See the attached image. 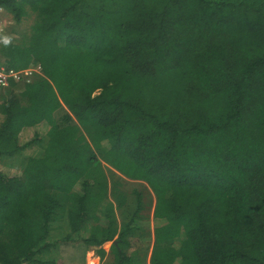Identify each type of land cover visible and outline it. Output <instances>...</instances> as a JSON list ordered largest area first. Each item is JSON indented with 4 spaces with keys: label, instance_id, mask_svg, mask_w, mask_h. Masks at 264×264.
Returning <instances> with one entry per match:
<instances>
[{
    "label": "trees",
    "instance_id": "obj_1",
    "mask_svg": "<svg viewBox=\"0 0 264 264\" xmlns=\"http://www.w3.org/2000/svg\"><path fill=\"white\" fill-rule=\"evenodd\" d=\"M0 7L32 15L18 38L4 24L1 62L41 67L0 89V158L26 156L0 162V264H64L60 242L111 264H264V0Z\"/></svg>",
    "mask_w": 264,
    "mask_h": 264
},
{
    "label": "rangeland",
    "instance_id": "obj_2",
    "mask_svg": "<svg viewBox=\"0 0 264 264\" xmlns=\"http://www.w3.org/2000/svg\"><path fill=\"white\" fill-rule=\"evenodd\" d=\"M1 12H0V14H1ZM1 20L3 21L4 24H6L7 33L9 32L8 35L11 34L12 38H18L19 35L22 33V31L27 30L29 28V25L32 21V15L26 17L20 23H14L12 20L11 21L8 20V15L1 17ZM40 132L44 133L45 131H43L41 129ZM32 134L33 133L31 132L30 135H32ZM45 139L46 138H44L41 142H39V141L36 142L35 146H33L31 149H29L28 152H30L31 154L38 153L40 151V148L43 145ZM13 161L17 162V159L0 158V162L4 165H7ZM7 166H9V165H7ZM15 168H17V167H15ZM111 180L112 181H115V180L119 181L121 184V189L123 190V192H125L129 195L131 193H133L134 190L143 193L142 200L144 202V205H146V203L149 202V200H152V202H154L153 194L151 193L150 189L147 187L146 183H144L143 181L128 179L124 176H122L121 178H117V179L111 178ZM131 197L132 196H130L129 199ZM152 202H151V204H153ZM133 207L134 206L132 204L127 205L125 207L124 213L119 211V210L118 211L116 210L117 221L119 223H121V222L127 220V218L129 217V215L131 214V212L133 210ZM150 215H151V219H150L151 222L149 221V224L152 227L153 226L152 212ZM50 231H51L50 232L51 237L54 238L55 240L62 238L63 236H65L66 232L68 231L67 220L66 219H57V220L53 221L51 224V230ZM86 234H87V230H82L81 235L86 236ZM80 245H82V244L80 243ZM80 245L76 244L74 246L73 244L69 245V244H63L60 242V243H58V245H55L54 247L51 248V250L49 251V258H53V259L56 258L57 259L58 256L61 255L62 258L64 259V264H111V261H112L111 255L106 254L100 260V256L96 253L95 250H92V251L90 250V252L87 253V258L85 259L86 252H84L83 247ZM141 245H144V240H136L134 242V245H132V247H133L132 249H135L138 246L142 247ZM148 253H149V251H148ZM71 256H72V258H75L77 260V262L74 263ZM69 259H72V261H70Z\"/></svg>",
    "mask_w": 264,
    "mask_h": 264
},
{
    "label": "built area",
    "instance_id": "obj_3",
    "mask_svg": "<svg viewBox=\"0 0 264 264\" xmlns=\"http://www.w3.org/2000/svg\"><path fill=\"white\" fill-rule=\"evenodd\" d=\"M0 7V12L2 11ZM4 33V23L0 19V37ZM0 60V89L7 87L12 82H18L20 80L29 81L33 73H40L41 67L39 64H32L24 69H14L6 67Z\"/></svg>",
    "mask_w": 264,
    "mask_h": 264
},
{
    "label": "crops",
    "instance_id": "obj_4",
    "mask_svg": "<svg viewBox=\"0 0 264 264\" xmlns=\"http://www.w3.org/2000/svg\"><path fill=\"white\" fill-rule=\"evenodd\" d=\"M28 131H24V132H20V135H19V141L22 143L23 142V136L25 133H27ZM43 138V137H42ZM25 141V140H24ZM26 154H31L28 152V150L25 151ZM17 162L16 161H13L10 163L11 166H14V167H17V168H22V164L24 163L25 159H26V156H24L23 154H17ZM94 250V249H91V251ZM90 252L89 251H86V255H85V259L87 258V253Z\"/></svg>",
    "mask_w": 264,
    "mask_h": 264
},
{
    "label": "clouds",
    "instance_id": "obj_5",
    "mask_svg": "<svg viewBox=\"0 0 264 264\" xmlns=\"http://www.w3.org/2000/svg\"><path fill=\"white\" fill-rule=\"evenodd\" d=\"M0 41H2L5 45L10 43V39L8 37H0Z\"/></svg>",
    "mask_w": 264,
    "mask_h": 264
}]
</instances>
